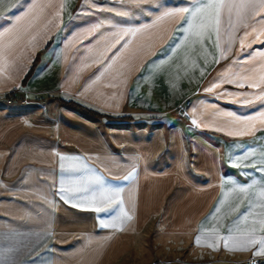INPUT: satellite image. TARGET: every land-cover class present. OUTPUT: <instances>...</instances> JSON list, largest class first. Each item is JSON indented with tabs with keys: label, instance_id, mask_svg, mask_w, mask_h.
<instances>
[{
	"label": "crops",
	"instance_id": "obj_1",
	"mask_svg": "<svg viewBox=\"0 0 264 264\" xmlns=\"http://www.w3.org/2000/svg\"><path fill=\"white\" fill-rule=\"evenodd\" d=\"M15 3L0 0V15ZM31 3L26 0L16 14ZM35 3L51 6L44 7L21 42L0 59V261L139 264L144 231L154 225L160 236L154 247L170 250L168 245L176 243L178 249H173L189 252L186 260L194 264H264V256L254 255L258 244L243 250L229 241L225 247L223 239L215 241L210 235L215 229L225 237L229 228L237 235L236 228L245 230L254 221L257 239L264 235L258 224L264 212L259 196L264 172L251 167L259 168L264 155V125L256 121L248 131L235 122L236 116L264 111V102L256 99L264 85L220 82L234 74L259 82L264 75V29L256 26L259 40L250 35L245 45L251 47L242 50L239 41L245 29L231 30L225 22L217 49L214 33L201 45L183 33L185 20L166 19L135 37L125 36L108 53L120 50V55L101 75L102 66L93 60L106 44L115 43L109 38L118 28L152 25L163 12L195 8L199 0H155L139 7L130 0ZM96 25L101 27L92 32ZM10 27L0 20V31ZM230 34L231 50L221 56ZM214 83L219 87L206 91ZM224 92L236 95H218ZM242 93L249 94L252 105L243 106ZM188 98L189 117L179 110ZM236 130L245 134H228ZM79 164L88 167L69 170ZM129 173L131 179L124 181ZM93 174L125 189L121 199L131 220L102 229L99 218L120 224L119 205L97 214L60 199L62 178ZM253 180L247 194L232 191V181ZM245 214L247 220L242 219Z\"/></svg>",
	"mask_w": 264,
	"mask_h": 264
},
{
	"label": "snow or ice",
	"instance_id": "obj_2",
	"mask_svg": "<svg viewBox=\"0 0 264 264\" xmlns=\"http://www.w3.org/2000/svg\"><path fill=\"white\" fill-rule=\"evenodd\" d=\"M26 2V0H16V3L8 10L7 13L0 15V20H4L12 24L10 28H4L0 31V59L5 58L10 54L14 48L21 42L24 36L29 32L36 21L39 19L40 14L43 13L44 7H50L51 5H38L33 0L28 6L27 11L21 12L17 15L16 12L20 10L21 4ZM130 2L135 3L137 7L142 4H151L155 0H130ZM159 5L157 6V11L159 10ZM187 14V16H185ZM264 0H199V5L195 8L189 7H175L171 10L163 12L162 15L157 16L153 21L152 25H145L141 28H118L115 33L109 38L114 40L115 43L106 44L104 49L97 54V58L93 60L94 64H100L102 66L101 75L104 74L108 68L112 66V61H115L117 56L120 55V50H117L112 56H108V53L116 48L117 44L124 39L125 36L135 37L137 34L147 31L150 27H155L166 19L181 18L185 20L187 27L183 28V33L188 34L189 37H195L196 42L203 45L205 38L211 39L212 34L216 36L215 47L221 49V36H222V25L227 22L229 29L236 30L237 26L243 27L245 31L243 36L240 37L241 49L246 47H251V45H245V39L252 35L256 40H259V35L257 34V27L264 29ZM58 16L59 13H56ZM119 15L128 16V12H121ZM31 17V19H29ZM233 17H235V23H233ZM14 18V19H13ZM27 21V23H25ZM101 26L96 25L91 30L92 32L97 31ZM115 27V26H114ZM251 27L252 31L249 32L247 29ZM35 36L29 37V44L35 40ZM234 36L229 35L226 41L227 48L221 50V56H223L227 51L231 50ZM264 43V41H261ZM128 45L124 44L123 48H127ZM179 47V44L176 45ZM90 65L85 64L84 67H89ZM83 70V69H81ZM119 74V70H118ZM235 78H229L221 80V83L235 84L239 87H244L247 83L249 87L259 88L264 85V75L259 77V82H251L254 80L253 76L234 74ZM99 79V76L96 77ZM115 87V85H113ZM219 87V84H212L211 87L206 89V91H212L214 88ZM88 90V85L85 86V91ZM83 94V93H81ZM218 95H236L235 93L224 92ZM244 99L245 107L252 105L253 101L248 99L246 93L240 94ZM257 100L264 102V88H261L259 95L256 96ZM264 106V105H262ZM259 121L261 125H264V111H258L256 115L247 116H236L235 122L238 124H243L245 129L248 131L252 130L254 122ZM195 123V121H193ZM222 130V129H221ZM229 135H244V130L229 131ZM251 155V153H248ZM66 158L60 156V160L64 161ZM260 167L257 168L256 164H252L251 167L258 172H264V155L259 158ZM61 169H64V164L61 163ZM87 164L70 165L69 170L77 172L80 168H87ZM246 174V172H245ZM132 173L122 177L124 181L130 180ZM235 187L232 189L233 192L238 193L240 196L247 194L250 188L256 183L255 180L252 184H237L232 181ZM125 189L121 186H114L108 183L103 175L93 174L87 177H69L68 179H61L59 196L65 203L73 202L74 207L86 206L87 210H93L97 214L106 213L108 210L116 205L120 206V216L118 217L120 224L116 223V219L106 220L99 218V225L102 229L107 228H117L123 225L124 220H131L133 217L126 211L123 207V200L121 199V193ZM227 195V194H225ZM261 198V208H264V187L261 188L259 192ZM223 203V201H221ZM238 210V209H237ZM219 211V209L217 210ZM261 219L258 221L259 230L264 232V212H261ZM248 216L245 214L242 219L247 220ZM256 223L253 222V226L246 228L245 230H240L236 228L235 231L237 235H233V229L229 228V235L225 237H220L218 232L213 229L210 234L215 241L221 239L224 240V246L228 247V242L232 241L234 244L238 245L241 249L246 250L252 245L258 244V250L254 255L264 256V235H261L259 239L256 237ZM200 242V237L197 236L196 243ZM13 251V249H9ZM0 264H13L10 260L0 261Z\"/></svg>",
	"mask_w": 264,
	"mask_h": 264
},
{
	"label": "rangeland",
	"instance_id": "obj_3",
	"mask_svg": "<svg viewBox=\"0 0 264 264\" xmlns=\"http://www.w3.org/2000/svg\"><path fill=\"white\" fill-rule=\"evenodd\" d=\"M182 104L183 103H181L180 106ZM179 110L181 111V109ZM156 230V227L152 225L151 228H148L144 231V234L146 235H144L142 240L143 242L145 241V244L141 247L142 251H140L139 255V264H194L186 260L191 256L189 252L173 249H178V244L176 243L168 245L170 246V250H167V248L165 249L164 246L154 247L153 245L160 237L158 235L156 236ZM147 244H150L149 247H147ZM156 251L158 252L156 253Z\"/></svg>",
	"mask_w": 264,
	"mask_h": 264
},
{
	"label": "trees",
	"instance_id": "obj_4",
	"mask_svg": "<svg viewBox=\"0 0 264 264\" xmlns=\"http://www.w3.org/2000/svg\"><path fill=\"white\" fill-rule=\"evenodd\" d=\"M40 56H41V53H39L38 56L36 57V59H35V61H34V64H33L32 68H31V70L29 71L28 75L26 76V78H25V80H24V83H25V82L29 79V77L33 74V72H34V70H35V68H36V66H37V64H38V62H39ZM9 96H10V98H13V97H14V94H13V93H12V94H9ZM62 102L66 103V104H68V105H70V106H73V107H76V108L82 109V110H84V111H87V112H89V113H92V114H94V115H100V113H98V112H96V111H94V110H92V109H90V108H87V107H85V106H83V105H81V104H79V103H76V102H74V101H66V100H62Z\"/></svg>",
	"mask_w": 264,
	"mask_h": 264
},
{
	"label": "built area",
	"instance_id": "obj_5",
	"mask_svg": "<svg viewBox=\"0 0 264 264\" xmlns=\"http://www.w3.org/2000/svg\"><path fill=\"white\" fill-rule=\"evenodd\" d=\"M191 103V100L190 99H187L181 106H180V109H181V112L186 115L187 117H189V113L187 111V107L190 105ZM248 264H257V260H250L248 262Z\"/></svg>",
	"mask_w": 264,
	"mask_h": 264
}]
</instances>
